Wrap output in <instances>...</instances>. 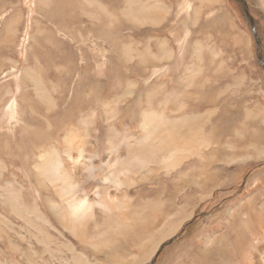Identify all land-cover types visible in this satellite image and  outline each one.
<instances>
[{"label":"rangeland","instance_id":"1","mask_svg":"<svg viewBox=\"0 0 264 264\" xmlns=\"http://www.w3.org/2000/svg\"><path fill=\"white\" fill-rule=\"evenodd\" d=\"M214 1L0 0V264H120L111 251L123 264H263V4ZM183 132L201 144L178 167L149 163L120 189L105 179L135 143ZM51 152L79 197L133 207L116 243L92 247L61 223L59 191L34 168ZM13 189L41 215L18 214Z\"/></svg>","mask_w":264,"mask_h":264},{"label":"bare ground","instance_id":"2","mask_svg":"<svg viewBox=\"0 0 264 264\" xmlns=\"http://www.w3.org/2000/svg\"><path fill=\"white\" fill-rule=\"evenodd\" d=\"M204 2H210V4L213 2L215 3L214 0H204ZM157 116L158 115L153 110H145L143 113L144 128H148L149 125H155L157 123ZM155 137V135L153 137L148 136L144 142L135 143L130 147V163L127 159L109 162V174H106L105 179L117 185L118 189L124 185H131L134 182V176L139 171L146 168L149 163H156L158 166H162L166 169L178 167L183 162L182 156L185 153L188 155L197 153L201 144L196 136L194 140H190L183 132V135L178 139H176L174 135L173 138L166 141L163 146L158 149V146H154ZM65 141L69 148L70 146L77 148L80 145V140L76 132L69 135L68 138H65ZM8 149L9 146L0 143V155L3 154L2 152L8 151ZM179 150L181 151L180 154ZM40 158L41 163H38L34 167L36 176L42 183L44 181H49L58 189L63 205L57 204L54 201H51V204L57 217L61 220V223L77 239L89 245L91 243L92 247L98 248L101 246L98 241L103 242L108 239H111L112 243H116L118 237L122 236L123 233L127 231L126 226L130 225L127 221L126 214L127 211L132 210L133 207H131L125 199H121L120 196L110 192L104 195L99 193L97 204L92 203L88 199L79 197L77 194V187L79 186L77 185L76 178L69 175L59 161L56 163L60 158L59 155L51 152L41 154ZM23 194L22 190L18 191L13 189V195L18 200L16 204H19V207L15 206L17 213L24 217L29 214L41 215L36 205L33 206L28 204L26 199L21 197ZM97 207L102 211L100 215L97 213ZM130 226L133 227V225ZM40 232L45 231L41 228ZM136 235L141 236L142 233ZM44 236L50 237V234L45 232ZM85 238L91 239L90 242H86ZM122 243L123 242L120 241V245H122ZM103 246L106 247L105 245ZM262 253L264 254V248L262 249ZM112 254L113 251H111L113 261H119L120 264H123L120 256ZM262 263L264 264V258Z\"/></svg>","mask_w":264,"mask_h":264},{"label":"crops","instance_id":"3","mask_svg":"<svg viewBox=\"0 0 264 264\" xmlns=\"http://www.w3.org/2000/svg\"><path fill=\"white\" fill-rule=\"evenodd\" d=\"M262 4H263V11H264V2H263V0H259ZM264 17V16H263ZM262 31V30H261ZM263 32V31H262ZM249 45H250V43H249Z\"/></svg>","mask_w":264,"mask_h":264},{"label":"water","instance_id":"4","mask_svg":"<svg viewBox=\"0 0 264 264\" xmlns=\"http://www.w3.org/2000/svg\"><path fill=\"white\" fill-rule=\"evenodd\" d=\"M159 252H160V251H158V253L156 254V256H155V258H154V260H153V261H155V260H156L157 256L159 255ZM153 261H152V262H153Z\"/></svg>","mask_w":264,"mask_h":264}]
</instances>
